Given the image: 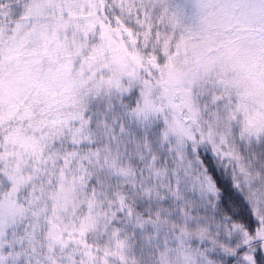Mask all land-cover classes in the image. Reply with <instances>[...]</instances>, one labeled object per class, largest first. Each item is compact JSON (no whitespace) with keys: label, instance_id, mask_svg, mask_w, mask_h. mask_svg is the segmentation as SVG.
Listing matches in <instances>:
<instances>
[{"label":"snow or ice","instance_id":"snow-or-ice-1","mask_svg":"<svg viewBox=\"0 0 264 264\" xmlns=\"http://www.w3.org/2000/svg\"><path fill=\"white\" fill-rule=\"evenodd\" d=\"M0 264H264V0H0Z\"/></svg>","mask_w":264,"mask_h":264}]
</instances>
